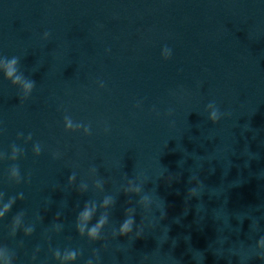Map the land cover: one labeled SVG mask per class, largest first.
Returning a JSON list of instances; mask_svg holds the SVG:
<instances>
[{"label":"water","instance_id":"obj_1","mask_svg":"<svg viewBox=\"0 0 264 264\" xmlns=\"http://www.w3.org/2000/svg\"><path fill=\"white\" fill-rule=\"evenodd\" d=\"M3 57L35 86L0 67V193H23L0 218V264H195L185 235L204 250L228 230L224 255L264 235V0H0ZM190 187L202 201L185 202ZM86 205L89 228L107 218L98 241L77 231ZM128 216L133 232L114 236Z\"/></svg>","mask_w":264,"mask_h":264},{"label":"clouds","instance_id":"obj_2","mask_svg":"<svg viewBox=\"0 0 264 264\" xmlns=\"http://www.w3.org/2000/svg\"><path fill=\"white\" fill-rule=\"evenodd\" d=\"M45 35H49V34L45 33ZM17 64H18V58L17 57H12L11 59H8L7 57H3L2 59H0V67H3V69H4L3 74H4L5 79L10 80L13 85L18 84V83H22L23 88L25 90V93L27 94L35 86V81L27 79L23 73L19 72V69L17 68ZM208 107L212 109V111L209 114V120L212 123H217L221 119V116L225 114V113L220 112V110L217 107V105L215 104V102H210L208 104ZM70 126L71 125L69 124V127ZM20 135H22V134H20ZM28 139H31V134H29ZM35 151H36L37 155H39V153H40L39 145H36ZM20 152H21V149L17 148L15 145H13L11 158L13 160H16L17 154ZM10 174H11L12 178H15L17 183L20 182V173H19V168L17 165H13V167L11 168ZM70 179H72V177H70ZM190 182H191V179H189V183ZM200 182L204 183L202 180ZM3 195H4L3 193H0V204H2V207H0V218H3L5 216V213H8L12 209V206L15 204L17 198L23 199V193H20L18 197H15V196L9 197L7 202H3ZM203 196H204V194L197 196L196 189L190 187V188H188V195L186 196L189 199L186 200V197H185V202L187 203V201H189L192 197H196L198 200L202 201ZM142 199L148 200L150 202V197L147 195L144 196ZM161 200H163V199H161ZM108 202L109 201L106 199L104 203L107 204ZM163 203H164V210L162 213L160 212V217H159L160 220L165 219L167 216L166 203L164 200H163ZM200 203H198V204H200ZM92 211L93 210L88 208L87 205L85 206L84 211L79 213L76 228H77V231L81 237H83L85 235V230L87 229V238L90 241H98L101 239V234H100L101 229L105 225L107 218H106V216H101L100 220L96 224L92 225L89 228L86 222L91 220ZM196 213H197V207H196ZM187 214H188V208H185L183 215L187 216ZM23 215L24 214L22 212H20V213H17L13 217L12 231H11V234L13 236H15L16 230L19 228V226L22 222ZM58 215L59 214H57V217H58ZM212 219L216 223L217 229H218V227H219L218 221L216 220V218L214 216H212ZM173 222L177 223V224L180 223V221L177 222V217L173 219ZM134 223H135L134 218L132 216H128L123 221V223L121 224L119 231L114 233V236H119V237L120 236H126V237L129 236L133 232ZM239 223H240V225H242L243 221H239ZM165 227L167 228V235H168V241H169V239H170V237H169L170 226L165 225ZM250 227L253 231H258L259 230V220L251 221ZM239 229H240V227H239ZM24 231H25V235L28 236V235L32 234V232L34 231V228L32 226H28L25 228ZM141 231L142 230H138L136 232V239L142 237ZM226 232L228 234H225ZM225 233L221 237L217 231L216 238L213 241H211L209 243L208 247L204 250L192 247L191 236L185 235L183 237V239H184L185 243L188 245L186 252L191 255V259L195 262V264H205L207 252H210L217 260L226 259L227 264H232V258L233 257L238 258V264H247V262L252 260V259H259L262 262V264H264V235L260 236V238L257 240L254 248L249 246V250L247 252H245L244 255H241L240 251H239V249L244 248L242 241L240 242L237 251L230 252V254H228V255H224V254H221L217 250V246L219 245L220 247L226 248L225 245L227 244L228 247L226 249H232L236 243L235 241L231 240V233L228 232V230H225ZM178 240H179V238H171V248L172 249H175V247L178 244ZM161 247H162V245H161ZM37 251H39V247H37ZM79 255H81V252L79 250H73V249H65L62 253L61 250L59 248H57L53 252L54 258L56 260H60L61 262H74L77 260ZM93 255L96 256L98 259V250H94ZM172 256H173V259L175 260L176 264H182L181 259L176 258L173 254H172ZM35 258H36L35 255H33V259H35ZM6 264H12V256L11 255H9V257L7 258ZM86 264H93V261L91 259H89L86 262Z\"/></svg>","mask_w":264,"mask_h":264}]
</instances>
